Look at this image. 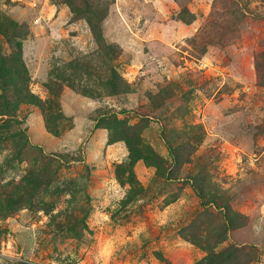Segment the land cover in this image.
Wrapping results in <instances>:
<instances>
[{"label":"rangeland","instance_id":"obj_1","mask_svg":"<svg viewBox=\"0 0 264 264\" xmlns=\"http://www.w3.org/2000/svg\"><path fill=\"white\" fill-rule=\"evenodd\" d=\"M17 43L0 264H264V0H0Z\"/></svg>","mask_w":264,"mask_h":264},{"label":"trees","instance_id":"obj_2","mask_svg":"<svg viewBox=\"0 0 264 264\" xmlns=\"http://www.w3.org/2000/svg\"><path fill=\"white\" fill-rule=\"evenodd\" d=\"M84 6L85 7L82 12L85 13L87 21L98 43L102 45V49H104L107 54L110 50H113V54H116L117 52L114 51V47H112V45H106L105 41L102 39L101 25L103 19L105 18L106 12H103V9L92 8L87 3ZM76 9L73 8V5L71 6V10L76 13H79L81 8ZM184 12L187 14L186 10ZM181 17V19H183L186 23H190L192 20V18L184 19L183 15H181ZM20 47L21 45L17 43L15 46L16 50L7 57L3 56V53L0 50V106L12 112L14 111L12 108H16L19 104L28 103L37 105L38 107H41L42 110H47L45 109L44 103L29 90L30 77L22 62ZM106 61H109V59ZM107 70L108 74L106 76L105 82L110 91L112 93L122 91L127 84L123 82L121 76L114 69L111 68ZM70 84L72 87H75L73 83L70 82ZM82 93L87 92L85 91ZM47 120L48 119L46 117L47 128L57 134L56 130L51 129V126ZM197 192L202 197L201 191L197 190Z\"/></svg>","mask_w":264,"mask_h":264}]
</instances>
